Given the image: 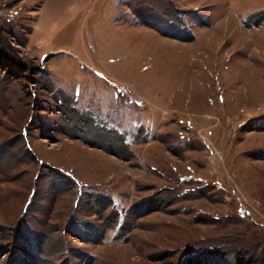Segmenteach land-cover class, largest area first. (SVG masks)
<instances>
[{
  "label": "rangeland",
  "instance_id": "1",
  "mask_svg": "<svg viewBox=\"0 0 264 264\" xmlns=\"http://www.w3.org/2000/svg\"><path fill=\"white\" fill-rule=\"evenodd\" d=\"M263 12L0 0V264H264Z\"/></svg>",
  "mask_w": 264,
  "mask_h": 264
},
{
  "label": "crops",
  "instance_id": "2",
  "mask_svg": "<svg viewBox=\"0 0 264 264\" xmlns=\"http://www.w3.org/2000/svg\"><path fill=\"white\" fill-rule=\"evenodd\" d=\"M173 12H177V13H180L181 14V16L180 17H184L185 19H186V22L188 23V21H190L189 19H192V20H195V21H192V22H198L199 23V15H194V14H191L192 16H193V18H189V17H187L185 14H184V12L181 10V9H176V8H174V11ZM189 18V19H188ZM188 20V21H187ZM188 25H189V29L191 30V25H192V23H188ZM192 33H193V31L191 30V33H189L188 35H186L185 36V38L184 39H186V40H190V39H192ZM94 125H100V124H94ZM105 131H106V129H102V133H101V135L102 136H104V134H105ZM74 133V132H73ZM74 134H76V136H78L77 135V133H74ZM99 136L98 137V139H100V138H102V136ZM97 139V140H98ZM96 142H98V141H96ZM120 145L123 147V148H125V150L127 151V153H128V146L126 145V143L124 142V141H121L120 142ZM125 154L124 156H121V157H126L128 154ZM52 169H54V168H52ZM55 172L57 173V174H60L61 175V173L58 171V169H55ZM58 177V176H57ZM57 177L56 178H54L50 183H49V185L50 186H52L51 188H52V192H53V190H54V193H58V192H62V191H64L65 189H67V188H69V186L67 187V186H65V185H68V182H66V180L65 181H63V182H65L64 184H61V185H59V183H57V182H59V181H57ZM62 182V183H63ZM71 187V186H70ZM72 188V187H71ZM91 194H93V193H91ZM102 195H100L99 193H94L93 194V198L91 199V201L92 200H94V202H97V203H101L102 202ZM99 199L101 200V201H99ZM109 199V198H108ZM107 199V201H108V203H107V201H106V203L108 204V206L110 207V209H111V212L113 211V210H116V213L117 214H119L118 216H123V214H122V212H120L119 210H117L116 208H115V204L113 203V201H111V200H108ZM91 206H92V204H91ZM97 210L98 209H94V211L95 212H97ZM29 234V233H28ZM28 234H24L25 236H26V238L28 237V238H30L29 240H31V241H29V242H27L26 243V246L27 247H29L31 250H33L34 251V253H36L37 251H35L36 250V244H37V242H35V239L33 240V238H35L36 236L34 235V234H32V235H28ZM22 241V240H21ZM34 244H35V246H34ZM32 251V252H33ZM17 259V258H16ZM15 259V260H16Z\"/></svg>",
  "mask_w": 264,
  "mask_h": 264
},
{
  "label": "trees",
  "instance_id": "3",
  "mask_svg": "<svg viewBox=\"0 0 264 264\" xmlns=\"http://www.w3.org/2000/svg\"><path fill=\"white\" fill-rule=\"evenodd\" d=\"M174 13V12H173ZM261 15H262V13H260ZM263 14H264V12H263ZM261 15H260V18H259V20L261 19ZM262 20V19H261ZM252 23H250V22H248V25L250 26L251 24H253L254 22L255 23H257L258 21H256V19H255V21L253 20V21H251ZM250 23V24H249ZM137 205L140 207L141 205H142V203H138L137 202ZM136 208L137 207H133V206H131V209L130 210H126L125 212H124V214H123V217L121 218V219H119L118 218V220H117V216L119 215V214H117L116 213V210H113L112 212H111V216H108V217H106L107 219H109V224H107L108 226H113V223H116L117 221H118V223H119V225H121V227H122V225H126L127 227H129L130 226V224H128V222L130 221V219L131 218H133V217H137V215H139V213L137 214V210H138V208H137V210H136ZM125 214H127V216L125 215ZM126 217V218H125ZM124 218L125 219H127L126 221H124ZM121 220V221H120ZM125 222V223H124ZM200 262V261H199ZM206 264H209V262L208 261H206L205 262ZM205 263H197V264H205Z\"/></svg>",
  "mask_w": 264,
  "mask_h": 264
}]
</instances>
